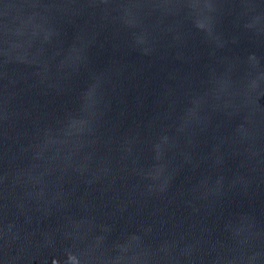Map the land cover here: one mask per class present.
I'll return each instance as SVG.
<instances>
[{"label": "water", "instance_id": "1", "mask_svg": "<svg viewBox=\"0 0 264 264\" xmlns=\"http://www.w3.org/2000/svg\"><path fill=\"white\" fill-rule=\"evenodd\" d=\"M0 264H264V0H0Z\"/></svg>", "mask_w": 264, "mask_h": 264}]
</instances>
